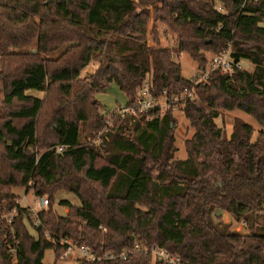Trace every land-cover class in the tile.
<instances>
[{"label":"trees","instance_id":"trees-1","mask_svg":"<svg viewBox=\"0 0 264 264\" xmlns=\"http://www.w3.org/2000/svg\"><path fill=\"white\" fill-rule=\"evenodd\" d=\"M217 1L226 13L216 0H0V212L16 207L14 188L50 202L42 228L20 206L12 224H0V264H44L48 249L58 261L60 239L98 255H118L141 240L181 264H264V0ZM158 21L201 67L206 51L231 43L233 57L254 70L215 71L198 84L185 79L161 45ZM93 61L95 71L82 77ZM146 80L155 96L195 92L181 102L195 130L184 159L175 156L171 111L156 107L111 123L102 113L98 93L116 84L132 104ZM220 110L252 116L262 127L255 140L254 127L240 120L226 137L215 120ZM105 129L101 144H92ZM60 191L81 202L61 200L64 215L54 210ZM13 240L16 257L7 252ZM78 264L164 263L134 252Z\"/></svg>","mask_w":264,"mask_h":264},{"label":"rangeland","instance_id":"rangeland-1","mask_svg":"<svg viewBox=\"0 0 264 264\" xmlns=\"http://www.w3.org/2000/svg\"><path fill=\"white\" fill-rule=\"evenodd\" d=\"M137 3H140V0H135ZM218 6V10L223 11L224 13L227 12L226 8H224L223 4L216 0L215 2ZM152 18L151 22L155 20L154 10L153 8H150ZM157 30L159 34V38L161 40V45L163 47H167L174 53V58L180 62L182 66V75L185 79L194 80L195 76L199 72V63L194 60L188 53L182 52L179 53L178 51V40L176 34L170 30L165 24L162 22H157ZM152 27V24L150 25ZM151 30V28H149ZM149 41L152 43V36H149ZM233 49V45H231V50ZM62 51V49L60 50ZM59 51V52H60ZM205 56L208 57V59L211 58L212 52L206 51ZM97 63L93 61L86 69L83 70L81 73L82 77H85L86 75H89L95 71L97 68ZM243 70L247 71H253L254 65L247 60H242ZM216 71V70H215ZM215 71H212L211 74ZM149 79V78H148ZM0 91H2V83L0 81ZM192 93V96L195 97L194 90L185 91L181 95H176V97L167 98L166 94L157 95L158 101H159V108L161 109L162 114L171 111L172 115L174 116V122L172 124V129L175 135L176 139V147L178 148V151L175 153L176 158L184 159L186 158V150L184 147V141L186 139H189L193 136L195 130L190 126L189 121L184 116V113L182 112V100H184L187 93ZM137 93V92H136ZM32 94L38 96V97H44V93L41 92H33ZM3 95V94H2ZM1 95V97H2ZM181 97V98H180ZM97 99L101 102L103 108L102 113L104 117L107 118V123H111V118L113 116H122L121 114H117L114 111L119 108L120 106H124L128 103L127 96L120 90V88L116 84H112L110 87H108L105 91H102L97 94ZM155 109V108H154ZM152 110V109H151ZM1 113V110H0ZM130 116V115H126ZM140 117V115L136 116L135 118ZM216 123L222 127V129L225 132L226 137H230L234 125L237 122V120L244 121L254 127V136L253 140L257 137L259 131L261 130L260 124L249 114L241 111V110H235V111H226V110H220L218 117L215 119ZM107 129L100 132L97 137H94L91 139L92 144L99 145L101 144L102 139L106 135ZM89 139H87V142ZM24 188H14L13 192L18 195V199H22L23 194L26 192V190H23ZM35 195L34 191L31 190L28 192V203H33ZM48 198V196H44ZM63 199L70 200L73 204L79 205L80 199L73 193L67 192V191H60L55 198V206L54 210L59 215L66 214L69 210L65 208L64 206L60 205V201ZM25 205V203H23ZM23 205V206H24ZM225 222H230L232 225V229H235L239 232L246 233L248 230V227L244 223H237L228 213H224L223 215ZM32 235H37L35 229L32 227L29 228ZM79 258L75 257L74 255H70L68 257L63 258L62 257V251L60 253V258L58 261H56L55 253L53 249H48L45 253L44 257V264H78Z\"/></svg>","mask_w":264,"mask_h":264},{"label":"built area","instance_id":"built-area-1","mask_svg":"<svg viewBox=\"0 0 264 264\" xmlns=\"http://www.w3.org/2000/svg\"><path fill=\"white\" fill-rule=\"evenodd\" d=\"M199 72L195 76L193 82L198 84L202 81L208 79L212 71H219L222 74H232L236 70L243 69L242 60H237L232 55L231 43L220 53H212L211 58L209 59L208 65L206 67L199 66ZM153 86L151 81L146 80L145 83L137 89L135 101L132 104L127 103L124 106H120L114 112L121 114L123 116L130 115L136 117L142 113L148 112L151 109H154L159 106L158 96L153 94ZM187 91H191L186 89ZM192 96V93H187L186 96ZM58 151H63L64 146H57ZM28 192H25L22 196V199H16V207L10 211L0 212V224H12L16 217H18V206L26 208L28 212V217L32 223L37 228H42L43 223L41 222L40 215L42 212L48 210L49 208V199L44 196H34L33 203H28ZM25 203V205L23 204ZM24 205V206H23ZM105 230V229H104ZM45 237L52 242L54 245H57V239L54 234L45 229ZM60 243L64 245L62 249V257H68L74 255L80 260L101 263L103 261H109L114 259L125 260L129 257L130 254L134 252H143L147 255H150L154 261H161L164 264H181V257L176 255H171L167 250L160 247L158 244H148L144 241L137 240L134 247L122 251L120 254L116 255L115 253L107 252L102 255L96 254L86 245H79L76 242L69 239H60ZM18 250V243L12 241L8 244L7 252L16 257Z\"/></svg>","mask_w":264,"mask_h":264},{"label":"crops","instance_id":"crops-1","mask_svg":"<svg viewBox=\"0 0 264 264\" xmlns=\"http://www.w3.org/2000/svg\"><path fill=\"white\" fill-rule=\"evenodd\" d=\"M24 190V189H23ZM25 191V190H24ZM17 194V193H16Z\"/></svg>","mask_w":264,"mask_h":264}]
</instances>
